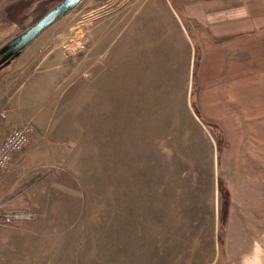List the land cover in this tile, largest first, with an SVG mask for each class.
I'll use <instances>...</instances> for the list:
<instances>
[{
    "label": "rangeland",
    "instance_id": "1",
    "mask_svg": "<svg viewBox=\"0 0 264 264\" xmlns=\"http://www.w3.org/2000/svg\"><path fill=\"white\" fill-rule=\"evenodd\" d=\"M62 1L0 0V49ZM176 13L85 0L0 68V126L36 128L0 181V264H243L237 167L264 142V34L216 79Z\"/></svg>",
    "mask_w": 264,
    "mask_h": 264
},
{
    "label": "crops",
    "instance_id": "2",
    "mask_svg": "<svg viewBox=\"0 0 264 264\" xmlns=\"http://www.w3.org/2000/svg\"><path fill=\"white\" fill-rule=\"evenodd\" d=\"M174 1L180 21H187L196 36L203 54V65H208L216 79L220 74L233 72L228 69L229 64L225 65L224 59L244 55V36L264 34V0ZM197 24L200 27L195 30ZM10 117L9 123L1 120L0 143L16 127L17 119L11 114ZM237 168V176L242 179L244 189L236 199L238 224L231 237L234 250H240L237 256L244 260L243 264H264V253L252 256L255 250L264 252V142L259 144L257 161L243 163L242 167L238 165ZM226 188L230 196L227 217L232 218L230 208L233 199Z\"/></svg>",
    "mask_w": 264,
    "mask_h": 264
},
{
    "label": "water",
    "instance_id": "3",
    "mask_svg": "<svg viewBox=\"0 0 264 264\" xmlns=\"http://www.w3.org/2000/svg\"><path fill=\"white\" fill-rule=\"evenodd\" d=\"M85 0H63L52 8L36 24L10 40L0 49V68L11 63L28 47L47 27L60 17L76 9Z\"/></svg>",
    "mask_w": 264,
    "mask_h": 264
},
{
    "label": "built area",
    "instance_id": "4",
    "mask_svg": "<svg viewBox=\"0 0 264 264\" xmlns=\"http://www.w3.org/2000/svg\"><path fill=\"white\" fill-rule=\"evenodd\" d=\"M6 112H0V119L6 118ZM35 125L31 122H27L20 127L12 128L4 137L0 143V181L3 172L8 168L13 160L14 154L22 151L30 142L31 136L35 133ZM2 207H0L1 209ZM1 217L6 218L8 221L19 219V218H30L32 217L31 212H7L2 211Z\"/></svg>",
    "mask_w": 264,
    "mask_h": 264
},
{
    "label": "trees",
    "instance_id": "5",
    "mask_svg": "<svg viewBox=\"0 0 264 264\" xmlns=\"http://www.w3.org/2000/svg\"><path fill=\"white\" fill-rule=\"evenodd\" d=\"M224 191V197L226 198V202H227V204H229L230 203V196H229V193H228V191L227 190H225L223 187H221V194H222V192ZM223 195V194H222Z\"/></svg>",
    "mask_w": 264,
    "mask_h": 264
}]
</instances>
